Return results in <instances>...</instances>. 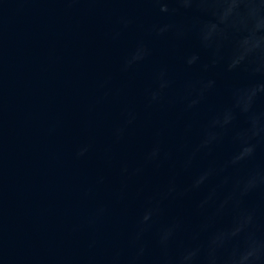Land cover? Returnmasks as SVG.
Here are the masks:
<instances>
[{
  "label": "water",
  "instance_id": "obj_1",
  "mask_svg": "<svg viewBox=\"0 0 264 264\" xmlns=\"http://www.w3.org/2000/svg\"><path fill=\"white\" fill-rule=\"evenodd\" d=\"M264 0H0V264H260Z\"/></svg>",
  "mask_w": 264,
  "mask_h": 264
},
{
  "label": "clouds",
  "instance_id": "obj_2",
  "mask_svg": "<svg viewBox=\"0 0 264 264\" xmlns=\"http://www.w3.org/2000/svg\"><path fill=\"white\" fill-rule=\"evenodd\" d=\"M260 264H264V258H261Z\"/></svg>",
  "mask_w": 264,
  "mask_h": 264
}]
</instances>
